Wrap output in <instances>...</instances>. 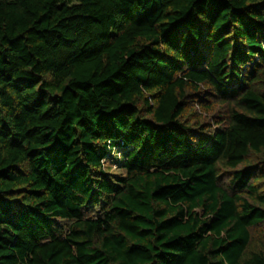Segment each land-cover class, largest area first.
Listing matches in <instances>:
<instances>
[{
  "label": "trees",
  "instance_id": "obj_1",
  "mask_svg": "<svg viewBox=\"0 0 264 264\" xmlns=\"http://www.w3.org/2000/svg\"><path fill=\"white\" fill-rule=\"evenodd\" d=\"M258 235L264 0H0V264H264Z\"/></svg>",
  "mask_w": 264,
  "mask_h": 264
},
{
  "label": "rangeland",
  "instance_id": "obj_2",
  "mask_svg": "<svg viewBox=\"0 0 264 264\" xmlns=\"http://www.w3.org/2000/svg\"><path fill=\"white\" fill-rule=\"evenodd\" d=\"M206 119L208 120V118H205V120ZM105 167L111 170L110 174H114V175L125 174V172L119 168V164L117 162H113V161L106 162ZM251 249L264 250V237H261L259 235L254 236L251 242Z\"/></svg>",
  "mask_w": 264,
  "mask_h": 264
}]
</instances>
